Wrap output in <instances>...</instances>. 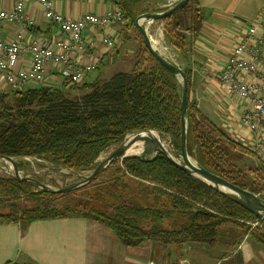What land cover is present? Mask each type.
I'll use <instances>...</instances> for the list:
<instances>
[{"label": "trees", "instance_id": "trees-1", "mask_svg": "<svg viewBox=\"0 0 264 264\" xmlns=\"http://www.w3.org/2000/svg\"><path fill=\"white\" fill-rule=\"evenodd\" d=\"M121 12V38L136 30L140 45L128 73L99 76L70 98L54 86L28 85L20 92H0V156L42 160L67 171L87 173L109 147L131 134L151 130L167 138L172 154L180 152V84L144 48L136 18L165 9L143 8L148 0H107ZM163 38L186 64L203 27L202 9L189 0L161 21ZM187 80V153L207 172L264 200V166L240 168L251 152L196 107ZM17 168L21 166L16 165ZM81 193L78 201H57ZM91 220L110 229L125 247L146 243L222 247V231L232 226L264 251V227L242 207L200 180L177 169L163 155L143 161L130 156L111 164L93 182L68 194L45 193L32 185L0 177V225L25 228L35 221ZM255 225V226H253ZM234 245V244H231ZM230 250V246L226 249ZM223 264V262L219 263Z\"/></svg>", "mask_w": 264, "mask_h": 264}, {"label": "crops", "instance_id": "crops-1", "mask_svg": "<svg viewBox=\"0 0 264 264\" xmlns=\"http://www.w3.org/2000/svg\"><path fill=\"white\" fill-rule=\"evenodd\" d=\"M53 1L55 11L70 20L84 14L104 15L115 9L107 0ZM178 1L164 0L174 3ZM197 1L202 9L203 27L193 41L192 57L186 65L175 50L161 40L158 25H161L162 30L161 22L144 21L142 26L146 29L153 47H159L155 49L162 57L166 59L171 54L170 49L176 63L179 62L175 65L180 69L186 66L190 70V88L200 95L202 101L200 111L210 118L221 111V105L227 117L217 120L225 133L252 151L254 140L259 134L251 133L240 120L247 112L248 104L234 95L226 94L218 77L224 63L238 44L244 43L249 49L254 46V39L248 35L247 27L260 13L264 0ZM13 5L14 0H0V11L12 9ZM25 18L33 19L36 24L34 29L29 30V36L34 40L43 39L50 42L63 38L67 41L56 26L45 22L41 8L35 0L26 1ZM120 27L121 25L89 28L82 33L85 49L82 52L73 51L71 56L80 64L94 68L93 72L84 78V83L91 82L97 76L103 79L102 73L109 66L114 70L106 78L116 73L131 71L134 53L128 49L127 54L123 53L121 44L124 43ZM15 32L16 25L0 24L2 40L9 39ZM151 32L155 34L151 36ZM103 38L112 39L115 46L105 48L102 44ZM250 54L251 52H248L245 55L249 57ZM28 62L29 55L26 53L18 63V68H26ZM60 74V67L48 65L44 85L64 88ZM5 91L0 83V92ZM207 111L209 115L205 113ZM239 237L240 235H237L234 241L238 242ZM234 241L226 245L231 247L230 250L222 245L224 250H218L216 254L210 252L211 248H200L193 244L163 246L158 243H146L138 247H125L110 229L91 220L67 218L35 221L25 228L18 224L0 225V264H219L225 262L230 255L232 258L236 257L234 264H264V251L259 245L246 236H243L238 244ZM226 250L231 252L225 255Z\"/></svg>", "mask_w": 264, "mask_h": 264}, {"label": "built area", "instance_id": "built-area-1", "mask_svg": "<svg viewBox=\"0 0 264 264\" xmlns=\"http://www.w3.org/2000/svg\"><path fill=\"white\" fill-rule=\"evenodd\" d=\"M26 1L14 0L12 9L0 11V24L17 26L12 37L7 40L0 38V83L10 92H20L31 84L44 85L48 65L60 67L66 88L79 85L94 70L93 66L80 64L71 56L73 51L85 49L82 33L89 28L123 23L122 14L117 9L104 15L84 14L70 20L55 11L53 0H35L45 22L56 26L59 33L67 38V41L63 38L37 41L29 36V30L36 24L33 19L25 18ZM247 33L254 39V46L249 49L244 43L238 44L224 63L218 80L226 94L247 102V112L240 120L251 133L259 134L254 140L252 153L264 166V4L247 27ZM102 44L105 48L115 46L109 38H103ZM248 52L251 54L246 57ZM26 53L29 55L27 67L18 68Z\"/></svg>", "mask_w": 264, "mask_h": 264}, {"label": "water", "instance_id": "water-1", "mask_svg": "<svg viewBox=\"0 0 264 264\" xmlns=\"http://www.w3.org/2000/svg\"><path fill=\"white\" fill-rule=\"evenodd\" d=\"M189 0H179L174 5L168 9L158 12V13H145L139 15L134 23L135 28L138 30L144 48L148 51L149 55L162 67H164L168 72L175 76L180 83V152L178 154H172V150H163L156 142L151 141L150 146H142L144 152L140 156H136L143 161L152 160L157 154L163 155L171 164H173L177 169L185 172L186 174L192 176L193 178L202 181L207 186L217 191L227 200L233 202L234 204L242 207L244 210L252 214L259 223L264 227V200L260 199L258 196L248 192L246 190L237 188L227 181L207 172L197 163H195L187 153V131H186V116H187V80L182 69L177 67L175 64L169 62L164 57H162L159 52L153 47L151 40L147 34L146 29L142 26L144 21H162L182 9H184ZM153 134L159 135L155 131L145 130L137 132L128 136L123 140L116 148L104 159L97 163L96 167L89 172L86 176H83L79 182L62 189H51L47 185L41 182L20 175L15 160L10 157L0 156V162L4 164H9L7 167L9 170V176L11 179L17 182H24L32 185L38 190L51 193V194H68L74 192L78 189L84 188L85 186L91 184L93 180L102 174L111 164L117 161H121L124 158L130 157L125 156L126 152L131 148V146L137 142V140L143 136H152ZM141 141V140H140ZM139 141V142H140ZM171 148V145L169 143ZM26 160V159H25Z\"/></svg>", "mask_w": 264, "mask_h": 264}, {"label": "rangeland", "instance_id": "rangeland-1", "mask_svg": "<svg viewBox=\"0 0 264 264\" xmlns=\"http://www.w3.org/2000/svg\"><path fill=\"white\" fill-rule=\"evenodd\" d=\"M174 4H175L174 2H164V0H148V1H146L143 4V8L147 7L149 9H151V10L165 9L166 7H171ZM149 22L154 23V22H161V21H149ZM158 25H159V32L161 31V34H159V35H161V40H164L162 38L163 27H162V30H161L160 29L161 25L160 24H158ZM153 33L155 34V32H151L150 35L152 36ZM125 35H126V38L128 40H130V41L127 44H121V48L123 50V53L127 54L126 53L127 49L130 50L132 53H136V50L138 49V46L140 45V47H141L138 33L136 32V30L132 29V31H130V33L126 32ZM120 43H121V40H119V44ZM164 43H165V41H164ZM165 45H166V43H165ZM166 46H168V45H166ZM168 47L171 48L170 46H168ZM155 48L159 49V47H155ZM169 51H170L169 53H171V54L168 53L169 55L166 57V60H168L169 62H172L173 64L179 63V62L176 63V59H175V57L172 54V50L169 49ZM170 59H172V60H170ZM113 70H114V68L112 66L106 67V69L102 73V78L103 79H108L109 77L106 78L107 75H109V73L111 71H113ZM121 73H123V72H121ZM125 73H128V72H125ZM82 85H83V82H81L79 85L75 86L74 88H66V87H64V88H60V89L64 90L67 93L66 95L68 97L76 98L77 96H80L79 95L80 93H78V92H80V87ZM190 94H191L190 98L196 103L197 109L200 110V104L202 102L200 95L197 94L195 92V90H193L191 88H190ZM207 106L209 107V105H207ZM220 108H221V111L217 112V114H215V116H212L210 118H211V120L214 123H216L218 126L221 127V125H220V123L218 122L217 119H219V120L222 119L223 120L227 116H226L225 112L223 111L221 105H220ZM208 112L209 111H207L205 113H207L209 115ZM224 128H226V127L224 126ZM163 139L166 142L167 150L170 152L171 148L169 146L168 139L167 138H163ZM144 144L145 143L142 140V141L137 143V146L142 147ZM116 146L117 145L109 147L104 152H102L101 155L96 160V163H99L101 161V159L106 158L116 148ZM244 148L247 149V150H250L247 147H244ZM243 152H244L243 160H242V162L240 164H238V166L240 168L244 167L245 169H248V168H252L253 166H256V165L259 164L258 163V159L255 158V156L253 155L251 150H250L251 154L250 153H246L245 151H243ZM131 156H135V155H131ZM15 163H16V165H18V166L20 165L21 166L20 168H17L21 176L33 178V179L41 182L42 184L47 185L51 189H62V188H67L69 186H72V185L76 184L77 182H79L83 176H86L89 173V172L80 173V172H77V171L76 172L67 171V170H64L62 168H58L57 166H55L53 164H50L48 162H44L42 160H34V159L16 160ZM8 176H9V170L7 168V165L4 164L3 162H0V177H8ZM80 194L81 193H77L75 195L76 197L68 196L66 199H60L57 202L59 204H63V203H65L66 201H68L70 199L73 200V202L74 201H78V199L80 198L78 196ZM222 234L224 235L223 237H226V238H223V240H219V242H220L221 245H224V246L229 245L231 242H233L236 239L237 235H240V237L237 240L238 242L234 241V243L238 244L239 241L241 239H243L242 233L239 230H237L235 227H232V226H225L223 231H222ZM200 248H204V247L200 246ZM206 248H208V247H206ZM218 250H220V252H222V250H224V248H218V249L213 248V249H210V252L212 254H216L215 252L218 251ZM228 252H231V251H227L225 255H227ZM201 254L202 253H200V256H201ZM219 257H222V255H219ZM234 260H236V257L232 258L231 255H230L225 260V262H223V264H234L233 263Z\"/></svg>", "mask_w": 264, "mask_h": 264}, {"label": "bare ground", "instance_id": "bare-ground-1", "mask_svg": "<svg viewBox=\"0 0 264 264\" xmlns=\"http://www.w3.org/2000/svg\"><path fill=\"white\" fill-rule=\"evenodd\" d=\"M144 141L145 143V146H150L151 145V141H154L156 142L159 146H161V148L163 150H166L167 151V145H166V142L164 141L163 137H160L159 135L157 134H153L152 136H143L141 138H139L137 140L136 143H134L131 148L126 152V155L125 156H131V155H135V156H140L143 152H144V148L143 147H139L137 146V143L139 141ZM105 159V158H104ZM104 159H101V160H104ZM9 166V164H7V167Z\"/></svg>", "mask_w": 264, "mask_h": 264}]
</instances>
